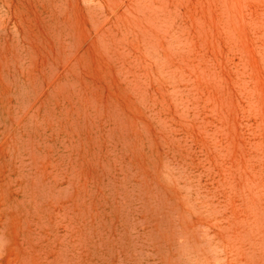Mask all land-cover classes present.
<instances>
[{
    "label": "bare ground",
    "instance_id": "bare-ground-1",
    "mask_svg": "<svg viewBox=\"0 0 264 264\" xmlns=\"http://www.w3.org/2000/svg\"><path fill=\"white\" fill-rule=\"evenodd\" d=\"M106 1L122 35L98 30V38L118 72L134 82L143 65L162 99L169 87L171 114L155 109L156 94L148 107L166 128V160L146 185L134 174L122 187L111 179L89 206L87 232L73 224V245L57 219L61 264H264V128L251 73L234 56L249 25L263 61L264 0L251 9L249 0ZM215 27L224 71L206 48ZM118 51L136 63L120 62ZM52 251L40 250V264H57Z\"/></svg>",
    "mask_w": 264,
    "mask_h": 264
},
{
    "label": "rangeland",
    "instance_id": "rangeland-1",
    "mask_svg": "<svg viewBox=\"0 0 264 264\" xmlns=\"http://www.w3.org/2000/svg\"><path fill=\"white\" fill-rule=\"evenodd\" d=\"M106 2L0 0V264H40V250L48 245L49 260L61 264L57 219L73 245V224L87 232L89 206L111 179L122 187L134 174L146 185L166 160L165 126L148 109L160 89L143 65L134 82L123 77L101 47L98 30L122 35ZM253 4L249 0L246 8ZM213 33L206 48L224 71V40L218 28ZM240 34L235 62L242 54L264 128V59L258 62L250 26ZM134 58L117 53L120 62ZM168 89L155 102L164 118L172 113Z\"/></svg>",
    "mask_w": 264,
    "mask_h": 264
}]
</instances>
